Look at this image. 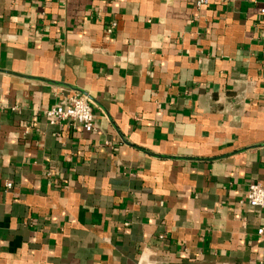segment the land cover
Wrapping results in <instances>:
<instances>
[{
  "label": "crops",
  "instance_id": "obj_1",
  "mask_svg": "<svg viewBox=\"0 0 264 264\" xmlns=\"http://www.w3.org/2000/svg\"><path fill=\"white\" fill-rule=\"evenodd\" d=\"M254 182L264 0H0V264H264Z\"/></svg>",
  "mask_w": 264,
  "mask_h": 264
},
{
  "label": "built area",
  "instance_id": "obj_2",
  "mask_svg": "<svg viewBox=\"0 0 264 264\" xmlns=\"http://www.w3.org/2000/svg\"><path fill=\"white\" fill-rule=\"evenodd\" d=\"M226 1V0H222ZM196 7L202 8L210 4L211 0H194ZM116 25L112 23L111 29ZM110 29V31H111ZM17 108L16 106L12 109ZM49 124H62L68 127H81L85 131H95V114L91 99L80 91H71L52 107L44 111ZM13 183L8 180L6 187L11 188ZM245 202L260 207L264 211V186L260 182L250 183L245 195ZM264 233V228L259 229Z\"/></svg>",
  "mask_w": 264,
  "mask_h": 264
}]
</instances>
